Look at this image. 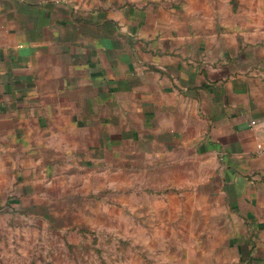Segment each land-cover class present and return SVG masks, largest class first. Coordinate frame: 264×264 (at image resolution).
I'll use <instances>...</instances> for the list:
<instances>
[{
    "label": "crops",
    "instance_id": "crops-1",
    "mask_svg": "<svg viewBox=\"0 0 264 264\" xmlns=\"http://www.w3.org/2000/svg\"><path fill=\"white\" fill-rule=\"evenodd\" d=\"M259 144L264 0H0V211L206 172L228 264H264Z\"/></svg>",
    "mask_w": 264,
    "mask_h": 264
},
{
    "label": "rangeland",
    "instance_id": "rangeland-1",
    "mask_svg": "<svg viewBox=\"0 0 264 264\" xmlns=\"http://www.w3.org/2000/svg\"><path fill=\"white\" fill-rule=\"evenodd\" d=\"M206 175L139 173L129 189L91 195L83 185L104 181L39 183L17 211H0V264H228L226 229L207 216L212 203L193 195L212 188ZM190 204L202 209L191 219Z\"/></svg>",
    "mask_w": 264,
    "mask_h": 264
},
{
    "label": "built area",
    "instance_id": "built-area-1",
    "mask_svg": "<svg viewBox=\"0 0 264 264\" xmlns=\"http://www.w3.org/2000/svg\"><path fill=\"white\" fill-rule=\"evenodd\" d=\"M255 124H256V123H252V125H255ZM257 151H258L259 154L264 155V145L259 144V145L257 146Z\"/></svg>",
    "mask_w": 264,
    "mask_h": 264
}]
</instances>
